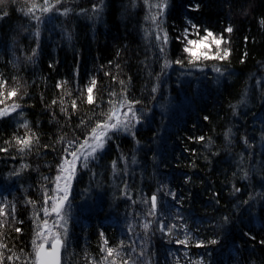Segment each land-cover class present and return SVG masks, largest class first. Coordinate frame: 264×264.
I'll list each match as a JSON object with an SVG mask.
<instances>
[{
  "label": "trees",
  "instance_id": "obj_1",
  "mask_svg": "<svg viewBox=\"0 0 264 264\" xmlns=\"http://www.w3.org/2000/svg\"><path fill=\"white\" fill-rule=\"evenodd\" d=\"M39 2L42 3V0ZM98 2L64 0L65 6L73 8L74 12H79L81 8L91 9L92 4ZM104 2L106 6L102 18L95 23L86 16L69 15L41 25V50L35 64L25 60L36 47L35 38L31 35L35 21H30L20 11L25 6V0H7L5 5L0 6V73L8 79L9 89L18 84L23 86L22 91L26 89L28 95L16 102L24 106L25 116L32 131L39 136L40 145H48L47 148L37 147L25 154H19L15 147H9L8 153L0 152V192L8 194L9 201L15 200L16 220L23 221L22 224L5 225L3 242L17 253L20 248H24L25 252L30 250L33 208L26 206L25 201L31 199L37 202L39 208L41 177L55 175V165L64 146V142L57 143L59 137L64 136L65 142L74 137L83 139L78 128L80 120L95 121L101 111H106L109 93L120 92L118 81L121 79L126 83L129 98L143 102L142 106L137 107L152 109L149 116L154 114L153 127L158 128L159 133L154 137L153 130L147 125L137 132L136 138L148 147L137 153L140 165L132 166L124 176L132 186L130 195L135 204L122 198L119 189L112 186L111 170L107 166L111 160L117 159L114 145L98 165L92 166L100 175L92 178L87 172L78 173L72 190V195L76 197L73 204L83 203L79 194L90 186V181L92 198L88 200L90 207L87 210L80 212L74 208L77 219L71 227L70 243L64 250L62 264H90L93 257L99 262L102 244L99 233L102 231L108 238L109 246H115L121 239L127 244L132 235L126 233L128 222L134 225L135 233L139 234L133 237L139 246V241L144 238L140 222L149 207L142 204L141 199L150 198L158 187V181L177 189L178 197L181 193L184 195L186 199L181 212L190 217V228H199V239L213 237L209 226L213 221L219 222L220 217L236 203L230 196L231 184L253 195L264 192V181L261 179L264 177V155H261L264 148L260 140L261 129L264 128V120L261 119L264 117V83L256 85V81L264 77V23L261 22L264 20V0H169L164 27L170 37V60L183 58V45L176 41V36L181 35L185 28L191 31L188 20L200 27L201 35L204 28L217 35L224 33L221 48L230 49V55L227 61H206L205 72L193 70L192 76H180L183 70L179 65L168 69L167 84L163 87L166 99L162 101L167 104L168 110L163 116L159 105L150 99L153 80L149 78L145 65L150 63L151 71L155 74L160 71V62H156L153 55L155 49L144 39L142 29L148 27L144 20L147 14L145 7L141 0H138L135 9L130 7L131 0ZM196 5H199L198 9ZM5 11L7 16L3 15ZM229 25L233 31L224 32ZM65 29L72 33L71 42L63 35ZM50 64L52 67H49ZM116 64L120 65L119 70L115 68ZM213 65L227 68L231 75L221 78L217 84ZM77 68L79 75L75 76ZM105 72L116 75L117 81L105 76ZM13 77L16 79L13 80ZM90 78L97 81L93 92L96 98L94 105L88 104L86 98H77V88L83 89ZM58 81H67V84L57 88ZM245 89L248 90V103L242 105L240 115L234 117L229 105L236 104ZM69 92L71 97L66 94ZM61 99L70 118L60 112ZM71 99H76L75 111L71 107ZM53 100L57 101L56 105L51 104ZM52 112H55L54 119ZM245 112L249 114L244 115ZM252 114H256L257 118L253 119ZM203 116H208L209 120L204 121ZM13 117L0 120V147L7 146L4 141L11 140L14 133H24V129L16 127L18 117L15 114ZM229 127L234 133L231 144L225 141L223 135ZM199 136H204L205 140L188 139ZM244 136L254 144L253 149L246 150L242 140ZM209 137L213 143L205 147ZM116 144L126 155L135 146L128 136H121ZM250 152L253 153L251 157ZM241 155L244 157L242 163ZM205 157L211 161L210 164ZM22 163L28 164L29 168L19 178H9V173L19 169ZM242 169L249 171L248 180L241 179ZM184 173L192 176V183H181ZM96 182L103 187L97 188ZM115 183L122 187L120 179ZM98 192L102 193V198H97ZM189 192L192 194L190 198ZM214 192L219 193V205L212 200ZM114 196L117 197L115 200ZM192 218L198 223L194 224ZM245 220L247 227L243 230L255 236V240L244 237L239 227L227 231L223 241L226 247H218L213 253L214 258H222L224 264H228L230 257H234L232 264L249 258L255 264H264V245L259 243L264 240V206L261 202L257 203L251 216L245 214ZM15 227H20L22 232L15 233ZM175 235L180 238L179 233ZM146 243V255L151 257L152 264H176L169 253L181 257L179 264H187L185 251L188 258L195 260L210 250L197 248L194 243L187 249L182 245L169 244L156 231L155 225L149 231ZM234 244L240 248H234ZM10 254L6 251V255Z\"/></svg>",
  "mask_w": 264,
  "mask_h": 264
},
{
  "label": "snow or ice",
  "instance_id": "obj_2",
  "mask_svg": "<svg viewBox=\"0 0 264 264\" xmlns=\"http://www.w3.org/2000/svg\"><path fill=\"white\" fill-rule=\"evenodd\" d=\"M138 0H131L130 7L135 9L137 7ZM145 7L147 14L144 17L145 23L148 27L142 29L144 32V39L148 42L151 48L155 49L153 55L156 58V62H160V71L153 73L151 71V64L146 63L145 67L148 69V76L153 80L150 88V99L155 104H158L161 108V116L165 115L168 106L163 103L166 99L163 87L167 84V70L172 68L173 65H179L183 70L180 72V76H192L193 70H199L204 73L207 67L206 61H227L230 55V49L221 48L224 43V33L219 35L214 34L211 30L204 28L203 35L200 34V27L193 24L191 20L187 23L189 28H185L181 35L176 36V41L182 43V55L183 58H177L170 60L168 58V46L170 44V37L166 27H164L166 21L167 11L169 9V0H141ZM7 3V0H0V6ZM104 0H99L98 3H93L91 9L81 8L79 12H74L73 8L65 6L64 0H25V6L20 9L25 17H28L30 21H35L34 30L31 35L35 38V48L32 49L31 55L25 57V60L35 64L39 51L41 50L40 35L41 25L50 23L54 18L68 17L69 15L86 16L94 23L102 18L105 8ZM128 7V6H126ZM199 8V5H196ZM89 12L91 15L89 16ZM4 16L8 13L5 11ZM2 18V17H0ZM264 23V20L261 21ZM27 31V29H23ZM233 28L231 25L224 29V32L231 33ZM50 35V33H49ZM64 37L71 42L72 33L66 29L63 30ZM195 36V38H189ZM119 55V53H118ZM245 56L247 53L244 54ZM244 63V60H241ZM112 62L109 61V65ZM15 66V65H14ZM49 67H52L50 64ZM115 68L120 69V65L116 64ZM212 71L216 73V83L218 84L221 78H225L227 75H231V72L227 68H221L219 66H212ZM75 76L79 75L78 68L74 73ZM206 75V74H205ZM105 76H111V79L117 81V76L112 73L105 72ZM16 78L13 77V80ZM178 80L180 77L178 76ZM129 82L131 77L128 78ZM120 85V92L112 91L109 93V100L107 101V110L101 111L98 114V118L95 121L91 119H81L78 128L80 129L83 139L80 137H74L68 139L65 142V137L60 136L57 143L64 142L63 148L60 150L61 154L58 156V162L55 165V175L42 176L40 184L41 200L39 202V208L37 209V202L28 199L25 201L26 206L31 205L33 208V214L31 217L32 222V236L30 240V250L25 252L24 248H20L19 253L8 248V245L3 242L5 238V232L3 231L6 224H22L23 221L16 220V203L13 199L9 201L5 192H0V264H61V252L66 250L70 243V230L77 219V212L74 208L80 212L87 210L90 206L88 200L91 199V181L90 186L85 188L80 197L83 201L81 204H73L76 199L72 195L73 184L77 180L79 172H87L90 177L94 178L100 173L96 172L93 165H98L108 152L111 146H115L117 150V159L111 160L107 166L111 170V176L113 180L112 186L118 188L121 197L125 200H131L133 204L136 201L132 200L130 191L131 185L124 179V176L129 173L132 166H139L137 153L147 148V145H142L140 140L137 139V132L140 131L145 125L153 130L154 137L158 135L159 129L153 127L154 114L150 117L152 109H145L142 106V101L136 98H129L128 89L124 80L118 81ZM182 83H191V81H182ZM264 83V77L256 81V85L259 86ZM67 84V81H58L57 88H62ZM97 86L95 78H90L88 83L83 89L77 88L79 92V98H86L87 103L94 105L96 98L93 95L94 89ZM22 85L8 88V79L3 73H0V120L7 118L18 117L16 127L24 129L23 135L12 136L11 140H5V147H0V152L8 153L9 147H15L19 154L31 153L34 148L44 147L48 145H40L39 136L32 131L30 122L25 116L24 106L16 100L23 99L28 95L26 89L23 90ZM71 97V93H66ZM63 95V94H62ZM15 98V99H13ZM11 101V103H8ZM179 103V97L176 98ZM103 103V101H101ZM248 103V90L242 93L241 98L236 104H230L232 109V115L238 117L240 115L239 108ZM52 105H56L57 101L53 100ZM60 112L64 113L67 118V109L63 106V99L60 100ZM71 107L73 111L76 110V99H71ZM50 108V106H49ZM249 113L245 112L244 115ZM253 119H256V114H252ZM53 119L55 118V112H52ZM204 121H208V116H203ZM264 120V117H261ZM195 127V124L193 125ZM224 139L227 143H232L233 130L229 127L224 132ZM121 136L131 137L134 142V147L129 150V154L126 155L120 150L119 144H116ZM188 139H195L197 141H204V136L188 137ZM255 139V137L253 138ZM243 143L246 145V150L253 149L254 144L250 143L247 136L242 137ZM261 147L264 148V128L261 129ZM213 141L208 138V142L205 147H210ZM151 150L150 148L148 149ZM55 151V149H53ZM194 151V150H193ZM213 155H219L214 153ZM250 157L253 155L249 153ZM264 155V152L261 153ZM14 159V157H12ZM155 159V156H153ZM205 160L210 164L211 161L205 157ZM244 157L241 155L240 162L242 163ZM119 161V164H118ZM29 165L22 163L19 169H13L9 173V178L15 176L19 178L21 173L28 169ZM38 170V169H37ZM242 180L249 179V171L242 169ZM235 176L236 174L233 173ZM121 180L122 187L117 185L115 181ZM264 181V177L261 178ZM158 187L154 193L151 194L148 199H141V203L149 205L147 211L144 213V218L140 222V227L144 232V238L139 241L137 246L136 240L133 238L138 233L134 231V225L131 222L127 223L126 233L132 234L129 236V242L126 244L121 239L115 246H109V240L104 236L101 231L99 235L102 238V244L100 246V258L97 262L93 257L90 260V264H152L151 257L146 255L148 233L152 230L153 225L156 226V231H159L161 235L166 238L167 243L182 245L185 249L190 247L193 243L197 248L210 249L206 251L204 255H199L195 260L188 258L187 251L184 252V258L187 260V264H224L223 259H216L213 257V253L217 248L224 249V233L231 231L235 228H240L241 234L250 240H255V236H252L250 232L243 230L247 227L245 220V214L252 215L253 209L258 202L264 206V192H256L253 195L252 192L246 191L236 187L235 184H231L230 196L236 200V203L232 204L231 209L227 214L220 217L219 222L213 221V224L209 227L212 228L213 237L208 239H199V228H190V217L185 216L181 212L185 197L181 195L177 196V189L170 188L168 184L158 181ZM182 184L187 185L192 183V176L188 173H184L182 177ZM97 188H102L103 185L96 182ZM247 188V186H246ZM239 194V195H238ZM189 192L188 197H191ZM97 198H102V193H96ZM240 196H246L241 199ZM219 193H212V200L216 205H219L218 199ZM117 197H113L115 200ZM139 215V214H137ZM11 217V220H9ZM151 218V219H149ZM127 220V214L125 216ZM193 223H198L192 218ZM243 225V227H241ZM15 233H21L20 227L14 228ZM179 233L180 238H177L175 234ZM153 235L155 232L152 233ZM261 245H264V240L259 241ZM234 248L239 249L238 244L233 245ZM6 251L10 252V255H6ZM173 255L176 264H179L181 257ZM222 256V252H221ZM234 257H230L228 264H232ZM239 264H255L251 258L248 260L241 259Z\"/></svg>",
  "mask_w": 264,
  "mask_h": 264
},
{
  "label": "water",
  "instance_id": "obj_3",
  "mask_svg": "<svg viewBox=\"0 0 264 264\" xmlns=\"http://www.w3.org/2000/svg\"><path fill=\"white\" fill-rule=\"evenodd\" d=\"M61 263H62V252H61Z\"/></svg>",
  "mask_w": 264,
  "mask_h": 264
}]
</instances>
